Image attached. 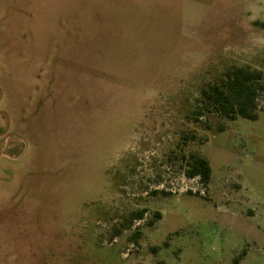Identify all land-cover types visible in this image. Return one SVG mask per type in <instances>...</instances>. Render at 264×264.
<instances>
[{
  "label": "rangeland",
  "instance_id": "obj_1",
  "mask_svg": "<svg viewBox=\"0 0 264 264\" xmlns=\"http://www.w3.org/2000/svg\"><path fill=\"white\" fill-rule=\"evenodd\" d=\"M257 21L264 0H0V107L28 140L0 264H264V94L255 120L188 119L214 68L264 71Z\"/></svg>",
  "mask_w": 264,
  "mask_h": 264
},
{
  "label": "trees",
  "instance_id": "obj_2",
  "mask_svg": "<svg viewBox=\"0 0 264 264\" xmlns=\"http://www.w3.org/2000/svg\"><path fill=\"white\" fill-rule=\"evenodd\" d=\"M255 25L264 29V21H257ZM264 94V71L254 68L251 65L224 64L223 68L210 72V77L201 87L199 95L194 101V107L188 119L194 126H204L211 130L208 124L210 116L237 121L240 118L255 120L260 110L259 99ZM223 132V126L219 127ZM195 140V131L189 137ZM186 163L185 173L189 179L199 178L204 185L211 182L213 169L210 161L199 154L192 153L182 157ZM148 209H140L131 212L121 227L115 229V236L120 235L124 230L131 229L136 221L145 218ZM162 219L160 212H155L149 226H155L157 221ZM139 229L136 230L130 240L137 242L140 236ZM160 247L153 249L158 253ZM237 261V260H236Z\"/></svg>",
  "mask_w": 264,
  "mask_h": 264
},
{
  "label": "flooded vegetation",
  "instance_id": "obj_3",
  "mask_svg": "<svg viewBox=\"0 0 264 264\" xmlns=\"http://www.w3.org/2000/svg\"><path fill=\"white\" fill-rule=\"evenodd\" d=\"M5 94L0 90V104ZM0 182L7 176L16 184V178L25 168L28 140L22 135L24 123L13 113L12 108L0 107Z\"/></svg>",
  "mask_w": 264,
  "mask_h": 264
},
{
  "label": "water",
  "instance_id": "obj_4",
  "mask_svg": "<svg viewBox=\"0 0 264 264\" xmlns=\"http://www.w3.org/2000/svg\"><path fill=\"white\" fill-rule=\"evenodd\" d=\"M1 90V89H0Z\"/></svg>",
  "mask_w": 264,
  "mask_h": 264
}]
</instances>
